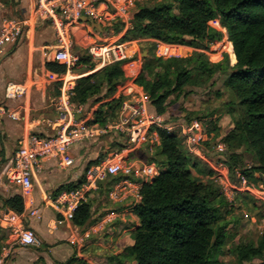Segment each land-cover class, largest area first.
<instances>
[{
  "label": "trees",
  "instance_id": "16d2710c",
  "mask_svg": "<svg viewBox=\"0 0 264 264\" xmlns=\"http://www.w3.org/2000/svg\"><path fill=\"white\" fill-rule=\"evenodd\" d=\"M215 22L220 24V33L213 29ZM87 31L94 36L90 26ZM224 34L233 48L231 63L235 64L231 66L227 54L217 55L224 44ZM121 41H136L139 46H146L147 56L142 59L141 72L134 82L148 96L150 109L159 115L166 114L171 105L187 94L186 88L192 81L194 87L206 89L214 86L215 75L224 76L223 87L235 101L229 103L231 112L236 106L240 117L220 139L226 146V153L221 156L231 175L241 169L249 180L261 183L264 179V0H172L141 6L133 14L131 28ZM152 42L165 44L158 49L162 57L175 52L166 45L201 49L208 55L188 51L163 60L153 54ZM133 55L77 79L68 102L74 106L99 104L92 123L104 126L115 121L121 101L112 97L127 80L134 78L130 65L138 56ZM41 65L54 77L66 73V66L53 57ZM78 65H83L84 71L94 69L87 56L79 57L72 73ZM60 88L59 81L56 97L61 94ZM209 125L207 133L212 141L218 138L219 127L213 121ZM157 135L159 146L147 155V163L158 165L160 172L150 183L142 184L134 211L139 226L133 232L134 243L125 250V257L135 264H217L214 256L227 240L228 223L219 215V207L226 201L211 181L203 183L192 177L189 167L208 177L211 171L185 153L180 135L163 130H157ZM113 146L118 151L123 148L122 142ZM243 155L252 156L255 166L250 169L240 166ZM0 201L11 211L19 214L23 211L20 196L0 198ZM73 219L76 226L85 228L91 219L90 205L79 207ZM235 257L242 264H255V260L264 264V232L255 245L236 249Z\"/></svg>",
  "mask_w": 264,
  "mask_h": 264
},
{
  "label": "built area",
  "instance_id": "2783aa9c",
  "mask_svg": "<svg viewBox=\"0 0 264 264\" xmlns=\"http://www.w3.org/2000/svg\"><path fill=\"white\" fill-rule=\"evenodd\" d=\"M139 1L144 0H34L31 12L22 16L16 13L11 16L5 14L0 18V63L6 49L18 44L26 31L38 23H47L54 32L52 57L54 61L66 66V73L60 80L62 88L59 102L55 104L56 111L64 117L60 122V129L50 137L33 135L23 139L5 173L8 183L20 192L23 211L19 214L10 210L0 214V228L8 232L11 240V243L2 250L0 264H4L11 256L12 246L31 249L40 247V241L33 231L25 226L26 218L38 220L41 218L39 212L30 206L33 199L32 173L39 172L41 162L50 158L56 159L59 169L69 168L73 162L69 157L70 147L85 140L118 135L123 138V148L106 155L98 163L88 167L78 187L47 197L48 203L59 215L61 222L71 231V236L80 229L73 222L76 211L82 205L89 204L92 215L91 201L99 185L110 179L117 180L111 183L107 200L122 207L109 209L98 218L95 217L96 219L92 221L90 219V223L83 228V237L89 239L107 230L125 214L130 213L135 216L134 211L139 203L142 184L150 183L159 175L160 170L155 163L140 162L137 165L124 164L123 161L142 147H146L150 153L153 152L159 143L157 130L169 134L175 133L182 137L189 157L200 161L211 171L209 180L216 186L218 195L227 203H231L235 196L241 193L264 204V179L261 183L249 180L241 169L234 171V179H232L225 159L221 156L226 153V146L220 140L216 141L212 146L215 156H208L204 145L211 141L212 136L204 127L198 121L169 122L165 114L159 115L152 111L148 96L134 82L135 75L114 95V100L121 101L115 121L100 126L92 123L93 119L82 121L76 119L75 116L81 113V107H75L68 102L67 97L72 88L66 89L68 86L65 80L79 60V55L73 53V48L76 46L74 29H87L79 21L84 18L86 22L100 29H108L109 32L117 30V34L106 44L100 45L97 42L90 44L86 56L93 64L94 70L124 61L132 56L131 50L138 45L136 41L122 42L121 39L131 28L135 13L133 10ZM151 1L156 4L164 0ZM224 38L226 40L224 43H227V36L224 35ZM155 44L158 50L162 43L155 42ZM169 48L174 47L169 46ZM3 117L16 120L18 113L0 107V118ZM250 168L249 166L245 169ZM73 242L77 243V241Z\"/></svg>",
  "mask_w": 264,
  "mask_h": 264
},
{
  "label": "crops",
  "instance_id": "0c3cea01",
  "mask_svg": "<svg viewBox=\"0 0 264 264\" xmlns=\"http://www.w3.org/2000/svg\"><path fill=\"white\" fill-rule=\"evenodd\" d=\"M152 5L139 1L135 4L133 11L135 12L141 6L150 7ZM33 7L34 0H0V18L5 14L11 16L15 13L22 16L31 12ZM82 24L87 29L90 26L92 31L91 23L82 22ZM35 26L43 31H48L46 26L50 28L47 23H38ZM53 46L54 41L50 49ZM12 47L6 49V55L0 63V79L8 77V80H4V78L2 81L12 82L15 89V92L9 94L6 99L4 98V102H0V105H2L0 107L6 108L9 112L15 111L18 113L16 120H10L7 117L0 118V198L3 199L20 196L19 190L6 180L5 173L10 167L14 153L23 139L33 135L41 137L54 135L60 129V122L64 118L56 111L54 104V101L60 97L55 96V91L56 83L61 80V76H52L45 71L42 65L40 67L41 71L34 69L31 59L21 64L19 61V48L11 51ZM170 47L178 48L179 46ZM44 48L46 49V46ZM49 58L51 57L47 59ZM43 61H40L41 64ZM142 64L143 61L139 58L131 63L130 67L135 77L141 72ZM99 70L76 71L73 74L78 79ZM40 72H43L42 75ZM71 79L70 76H66V86L73 85L71 86L73 88L77 79L73 83H71ZM99 106V104L90 106L87 116L83 113L86 105L80 106L81 113L75 116L76 119L81 121L93 119ZM52 107L54 109H51ZM165 117L169 122L171 121L168 111ZM218 127L221 128V125H218ZM221 132L224 134L225 129H222ZM225 135H221V137ZM122 141V136L112 135L97 140H85L73 145L69 149V157L73 162L66 169H59L54 158L41 162V170L32 173L33 199L30 203V206L39 212L41 218L39 220L26 218L25 220V226L32 230L40 241V247L31 249L16 245L12 246L11 256L4 264H135L125 257V250L134 243L132 235L139 226L136 216H132L130 213L125 214L123 218L116 221L107 230L85 239L83 228H80L78 232L71 236V231L65 227L59 215L47 201L48 196L78 187L83 181L85 170L103 159V156H99V154L106 153L108 155L111 145ZM158 146L159 143L155 149ZM183 147L186 153L184 142ZM139 150L144 151L147 155L152 153L148 152L146 147ZM134 153L128 155L126 159L132 158ZM201 166L202 168L205 167L202 164ZM189 171L197 181L203 183L210 181L208 176L193 168L189 167ZM110 180L112 183L117 179ZM110 185L107 182L99 185V189L91 201V221L109 209H120L122 207L107 200L106 196L110 190ZM8 211L10 210L5 208L0 201V214ZM73 241H77V243ZM10 243L8 232L0 228V255L2 250Z\"/></svg>",
  "mask_w": 264,
  "mask_h": 264
},
{
  "label": "rangeland",
  "instance_id": "374dc122",
  "mask_svg": "<svg viewBox=\"0 0 264 264\" xmlns=\"http://www.w3.org/2000/svg\"><path fill=\"white\" fill-rule=\"evenodd\" d=\"M171 1L172 0H164L163 3H170ZM141 2H146L147 4L150 3L151 5L155 4V2L151 0H144ZM173 11L176 12L175 8H173ZM212 26L215 31L218 33L221 32L219 22H215ZM35 27H32L26 31L20 42L10 50L12 51L16 50L15 48H19L20 63L22 64L24 61L26 62L31 59L33 68L40 70V61H43L48 57H52L54 49L53 47L50 49V46L54 41V32L48 26H46L48 31H43L40 28L38 29V27ZM91 28L94 36H90V33L86 31L87 29H74L73 33L75 36L76 46L73 48V53L79 55V57H86V52L92 42H97L100 45H104L117 34L116 29H114L113 32H109L107 31L108 29H100L99 27L93 25H91ZM24 37L27 38L24 39ZM152 43L155 45L153 54L163 60L178 57L181 53H186L188 51L208 55V52L201 49L179 46L178 48H173L175 52L171 55L174 56L167 55L165 57H161L159 56L157 45L155 42ZM44 46H46V49ZM215 46L219 45L215 44ZM192 47H196V45H193ZM231 47L232 46L228 44V42L224 43L221 47V51L217 55L220 53L227 55L230 54L231 50L233 49ZM145 49L146 46L137 45L134 50H131V53L133 51L132 55L136 53L133 56L137 55L139 59H143L144 52H146L147 56V51H144ZM173 49L171 48V50ZM6 51L4 55H6ZM228 58L230 61L231 58L229 55ZM234 64L235 62L231 63L230 61V66ZM76 71L84 72L83 65L76 66L74 72ZM42 73L43 72H40L41 75ZM68 76L72 78L71 83L77 79L76 75L73 73ZM4 78L2 77L0 79V102H4V98L6 99L9 94L11 95L12 92H15L14 84L12 82L2 81ZM4 80H8V77H6ZM223 80V75H215L213 78L215 85L213 87L209 86V89L206 88L208 90L203 87H194L195 81H192V85L186 88L187 94L183 98H180L178 101H176L168 109L169 119L171 122L198 121L204 127L205 131H209L210 121H213V123L217 126L221 125L218 134H216L218 138H214L207 145H204L205 151L210 157L215 156L212 150L214 143L222 138L221 135H225L230 132L233 128V122L240 117L239 110L236 106H234L235 110L231 112L229 103L233 102V104H235V101L231 94L223 87ZM71 86L73 85L66 87V89ZM217 93H219V96ZM58 102L59 98L54 101V104H58ZM90 106V104H86V107L83 109L85 116H87ZM51 109L54 108L52 107ZM222 129H225L224 134L222 133L223 131L221 132ZM114 144H112L111 149L108 150L109 154H113L118 151L117 147L113 146ZM101 154L102 155L99 154V156H103V158L107 155L106 153ZM140 162H147V154L140 150L135 152L132 158L124 160V164L136 163L139 165ZM239 163V165L244 168L249 166L254 167L255 159L252 156L243 155L242 158H240ZM230 177L234 179V174H230ZM107 183L111 184V180L107 181ZM214 188H216V186ZM244 196L241 195V193H238L231 203L226 202L224 205L219 207V215L221 219L228 223V232L226 244L221 249L220 253L214 256V260L217 262V264H242L235 257V250L249 244L255 245L259 237H261L262 233L264 232V204L255 200L253 201ZM254 263L259 264L260 261L255 260Z\"/></svg>",
  "mask_w": 264,
  "mask_h": 264
},
{
  "label": "water",
  "instance_id": "95a60500",
  "mask_svg": "<svg viewBox=\"0 0 264 264\" xmlns=\"http://www.w3.org/2000/svg\"><path fill=\"white\" fill-rule=\"evenodd\" d=\"M79 21H80L81 23H82V22H86V20H85L84 18L80 19ZM145 56H146V52H144V54H143V58H144Z\"/></svg>",
  "mask_w": 264,
  "mask_h": 264
},
{
  "label": "bare ground",
  "instance_id": "6f19581e",
  "mask_svg": "<svg viewBox=\"0 0 264 264\" xmlns=\"http://www.w3.org/2000/svg\"><path fill=\"white\" fill-rule=\"evenodd\" d=\"M232 48V47H231ZM232 51V50H231ZM230 57L232 58V54L230 53Z\"/></svg>",
  "mask_w": 264,
  "mask_h": 264
}]
</instances>
